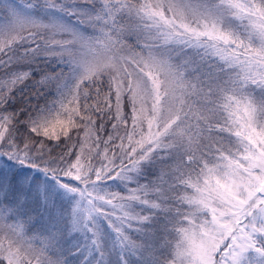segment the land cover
Instances as JSON below:
<instances>
[{
  "label": "snow or ice",
  "instance_id": "snow-or-ice-1",
  "mask_svg": "<svg viewBox=\"0 0 264 264\" xmlns=\"http://www.w3.org/2000/svg\"><path fill=\"white\" fill-rule=\"evenodd\" d=\"M75 260L264 264V0H0V264Z\"/></svg>",
  "mask_w": 264,
  "mask_h": 264
},
{
  "label": "trees",
  "instance_id": "trees-1",
  "mask_svg": "<svg viewBox=\"0 0 264 264\" xmlns=\"http://www.w3.org/2000/svg\"><path fill=\"white\" fill-rule=\"evenodd\" d=\"M53 67H57V65L55 64L54 61H53ZM59 67H65V66L60 65ZM30 89H31V85H29L28 88L23 89L24 94H25V97H24V98H22V97L20 96V92L17 91L16 95H17L18 106H21V107H22V106L24 105V103H25V98H26L27 100H29L33 105H35V104L37 103V101L35 100V98H33V97H31V96L28 95ZM104 91H105V89L101 86V93L103 94ZM49 98H51V97H49ZM40 103H43V101H40Z\"/></svg>",
  "mask_w": 264,
  "mask_h": 264
},
{
  "label": "rangeland",
  "instance_id": "rangeland-1",
  "mask_svg": "<svg viewBox=\"0 0 264 264\" xmlns=\"http://www.w3.org/2000/svg\"><path fill=\"white\" fill-rule=\"evenodd\" d=\"M135 41L134 40H129L128 41V43H130V44H132V43H134ZM137 50H139V49H137ZM76 142V140H75V138L73 139V141H72V143H75ZM5 264H6V262H5ZM73 264H79V261L78 260H75V261H73Z\"/></svg>",
  "mask_w": 264,
  "mask_h": 264
}]
</instances>
